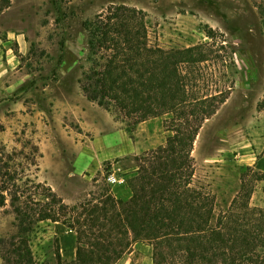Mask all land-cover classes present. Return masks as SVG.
I'll return each mask as SVG.
<instances>
[{
    "label": "rangeland",
    "instance_id": "374dc122",
    "mask_svg": "<svg viewBox=\"0 0 264 264\" xmlns=\"http://www.w3.org/2000/svg\"><path fill=\"white\" fill-rule=\"evenodd\" d=\"M111 5L141 10L153 47L212 46L208 60L196 67L197 87L189 90L199 96L222 91L228 98L195 139L194 184L206 186L223 208L244 187L249 206L264 209V110H258L264 0H10L0 13L3 58L10 66L0 78V187L18 188L28 201L33 184L41 183L69 207L100 204L108 194L124 199L136 159L171 135V114L133 126L81 90L92 65L84 24ZM124 145L127 150L119 151ZM99 152H107L106 160ZM109 175L120 182L108 183ZM16 237L6 196L0 264H8L9 254L13 258ZM28 239L34 264H56L57 245L63 260L75 257V232L61 222L37 223ZM115 264H152L151 247L134 243Z\"/></svg>",
    "mask_w": 264,
    "mask_h": 264
},
{
    "label": "trees",
    "instance_id": "16d2710c",
    "mask_svg": "<svg viewBox=\"0 0 264 264\" xmlns=\"http://www.w3.org/2000/svg\"><path fill=\"white\" fill-rule=\"evenodd\" d=\"M9 5L0 0V13ZM84 28L92 64L81 82L87 100L133 126L171 114V135L136 159L124 199L108 194L100 204L69 207L41 183L33 184L28 201L18 188L1 186L0 208L9 196L17 230L13 258L5 261L34 264L28 237L37 223L51 221L75 232L74 259L63 260L57 245L56 264H115L137 242L151 247L152 264H264V209L249 206L244 187L223 208L206 186L194 184L195 139L228 98L222 91L199 96L189 90L197 87L196 67L212 46L153 47L145 14L125 5L107 7ZM258 110H264V96Z\"/></svg>",
    "mask_w": 264,
    "mask_h": 264
},
{
    "label": "crops",
    "instance_id": "0c3cea01",
    "mask_svg": "<svg viewBox=\"0 0 264 264\" xmlns=\"http://www.w3.org/2000/svg\"><path fill=\"white\" fill-rule=\"evenodd\" d=\"M16 40H17L19 46H22L21 45L22 43H21V40L19 39V37H17ZM3 45H4V42L0 39V78L7 73V70L10 67V66L8 67V61L3 58V55H4V50L2 48ZM156 119H158V118H153V120H156ZM146 122L147 121H144L142 123H146ZM162 144H163V142H161L159 145L161 146ZM123 147H126V146L124 145ZM123 147H119V151L120 150L121 151L127 150V147H126V149H123ZM98 155H99L100 159H103V160L104 159L106 160V158L108 157L107 152L106 153L99 152ZM119 156H121V154H117L114 158H117Z\"/></svg>",
    "mask_w": 264,
    "mask_h": 264
},
{
    "label": "built area",
    "instance_id": "2783aa9c",
    "mask_svg": "<svg viewBox=\"0 0 264 264\" xmlns=\"http://www.w3.org/2000/svg\"><path fill=\"white\" fill-rule=\"evenodd\" d=\"M107 182H108V183H114V182H120V180L117 181L116 178H115L113 175H109V176L107 177Z\"/></svg>",
    "mask_w": 264,
    "mask_h": 264
}]
</instances>
